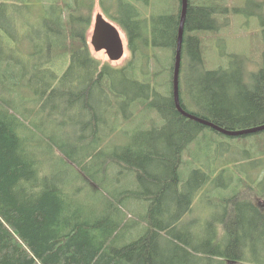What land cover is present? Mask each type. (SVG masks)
I'll return each mask as SVG.
<instances>
[{"label": "trees", "instance_id": "obj_1", "mask_svg": "<svg viewBox=\"0 0 264 264\" xmlns=\"http://www.w3.org/2000/svg\"><path fill=\"white\" fill-rule=\"evenodd\" d=\"M39 1L44 18L35 28L31 0H0V264H264V209L239 190L217 203L224 208L218 223L197 232L185 222L211 178L194 169L186 179L184 153L206 129L220 133L185 118L174 104L182 0H173L172 14L152 12L153 0H99L128 37L131 59L121 68L92 55L96 0ZM226 10L223 0H189L182 105L228 130L258 127L264 124V69L246 84L245 68L235 69L237 57L227 69L205 67L201 34L219 31L217 16ZM164 73L168 94L158 89ZM19 88L32 99L20 103ZM195 93L200 110L191 111L184 97L192 103ZM231 95L245 101L233 105ZM63 105L84 121L70 133L47 126V111L67 117L57 111ZM131 105L156 112L162 128L139 129L138 140L112 154L106 141ZM117 170L136 176L137 189L107 191L103 185ZM86 194L101 195L103 210L82 201ZM257 194L264 197V190ZM127 200L145 206L141 221L126 212Z\"/></svg>", "mask_w": 264, "mask_h": 264}, {"label": "rangeland", "instance_id": "obj_2", "mask_svg": "<svg viewBox=\"0 0 264 264\" xmlns=\"http://www.w3.org/2000/svg\"><path fill=\"white\" fill-rule=\"evenodd\" d=\"M31 1V5L34 7L33 9L38 12V17L34 14L31 17V25H34L36 28V26L41 25V20L44 18V15H42L40 1ZM223 1L228 14L223 17L220 15L217 16L220 30L201 34L205 67L208 70L227 69L230 67L231 61L234 60L233 58L237 57L234 60L237 64L235 69H238V66L244 67L245 82L246 84H250L249 77L259 70L264 69V0ZM176 10V5L173 3V0H153L152 12L154 13L162 12L172 14ZM239 10L241 13L236 12ZM100 13H103L100 1L96 0L94 17ZM119 29L122 33L126 49L125 56L121 61L112 62L105 52H95L90 45L92 55L95 59L102 64H108L114 68L125 66L131 59L127 35L121 27ZM163 59L162 63H169L170 54L165 53ZM158 85V89L162 94L164 92L168 94L170 92L169 74L164 73L158 79ZM196 93L194 94L196 99L194 100L192 98V103L190 100H186L187 96L184 97L187 107L191 111L199 109L196 105L198 104L199 94L196 95ZM23 97L32 99L31 95L26 94L22 88H19L17 100L20 103L24 102ZM228 99L230 101L229 103L233 105L245 101V97L240 100L238 95H231ZM66 108L67 106L63 105L61 109L57 110L59 113L64 112L67 115L66 118L62 119L57 118V116H49V111L46 112L48 117L47 126L51 131L57 132L64 130L70 133V131H73L79 126L81 121L84 122L77 115L80 111L69 113L65 112ZM142 111H144V107L135 110L134 105H131L127 111V115L122 114V119L120 118L113 123L117 132L115 133V137L110 136L106 141L108 146L104 148L108 152L113 154L117 148L134 143L143 133L139 129L145 127L144 130L146 131H160L162 128L160 126L163 122L162 118L156 112L148 115V113ZM42 118L43 116H38L35 121L36 124L42 123ZM62 121H65L66 125L59 126V123ZM107 131L110 130L108 129ZM260 142L264 143V133L243 137H229L206 129L204 134L195 143L190 145L189 149L184 153L183 158L185 163L183 167L184 177L188 179L192 170L200 169L201 173L205 175L209 174L211 183L199 191L194 201L192 214L185 220L186 224L192 225L191 228H195L198 232L200 231V226L207 224V222H217L218 214L223 215L224 211V208H218L217 203L222 198H231L238 190L240 191L241 198L250 200L257 206L264 204V197L257 194L264 190V152L262 151L264 148H261L262 144ZM129 176L130 174H122L120 170L114 173L111 172L109 182L103 186L107 188V191L113 189L118 193L129 190L134 191L138 187L137 177L130 176L129 178ZM240 179H245L247 182H243ZM239 181L241 183L243 182L241 188ZM247 183L253 189L248 187ZM82 201L89 204L96 201V207L100 211L103 210L101 195L99 194H86L82 196ZM126 204L128 207L126 212L130 217H133L135 221H141L145 206L135 202V200H127L123 205ZM143 227L144 225L140 226L138 230L143 229ZM135 232L139 233V231ZM136 233L130 236V242L138 237ZM203 233H205V230Z\"/></svg>", "mask_w": 264, "mask_h": 264}, {"label": "water", "instance_id": "obj_3", "mask_svg": "<svg viewBox=\"0 0 264 264\" xmlns=\"http://www.w3.org/2000/svg\"><path fill=\"white\" fill-rule=\"evenodd\" d=\"M188 8L189 0H182L179 39L173 73V99L177 111L185 118L197 122L203 126L212 128L218 133L229 137H243L264 132V124L248 129L228 130L188 112L183 107L181 100V68L183 61L184 33ZM90 45L93 47L95 52H105L112 62L121 61L125 56L126 49L120 29L114 22L105 18L102 13L94 17L93 28L90 33Z\"/></svg>", "mask_w": 264, "mask_h": 264}, {"label": "flooded vegetation", "instance_id": "obj_4", "mask_svg": "<svg viewBox=\"0 0 264 264\" xmlns=\"http://www.w3.org/2000/svg\"><path fill=\"white\" fill-rule=\"evenodd\" d=\"M101 6V5H100ZM102 14L104 15L105 18L108 19L107 15L104 13L103 9H102ZM113 22V21H112ZM124 31V30H123ZM125 32V31H124ZM260 207L264 209V204H260Z\"/></svg>", "mask_w": 264, "mask_h": 264}, {"label": "bare ground", "instance_id": "obj_5", "mask_svg": "<svg viewBox=\"0 0 264 264\" xmlns=\"http://www.w3.org/2000/svg\"><path fill=\"white\" fill-rule=\"evenodd\" d=\"M108 20H110L109 18H108ZM111 21V20H110ZM117 25V24H116ZM118 26V28L120 27L119 25H117ZM128 38V37H127ZM128 47H129V42H128Z\"/></svg>", "mask_w": 264, "mask_h": 264}]
</instances>
